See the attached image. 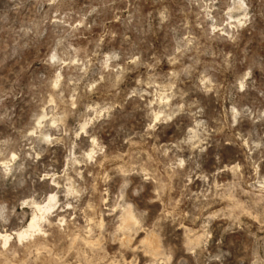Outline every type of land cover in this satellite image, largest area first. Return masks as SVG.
I'll list each match as a JSON object with an SVG mask.
<instances>
[{"label":"rangeland","instance_id":"374dc122","mask_svg":"<svg viewBox=\"0 0 264 264\" xmlns=\"http://www.w3.org/2000/svg\"><path fill=\"white\" fill-rule=\"evenodd\" d=\"M0 264H264V0H0Z\"/></svg>","mask_w":264,"mask_h":264},{"label":"bare ground","instance_id":"6f19581e","mask_svg":"<svg viewBox=\"0 0 264 264\" xmlns=\"http://www.w3.org/2000/svg\"><path fill=\"white\" fill-rule=\"evenodd\" d=\"M53 200V195L52 196H50L49 197V199H48V201H52ZM49 203V202H48ZM53 203V202H52ZM42 207H37V210H38V213H40L41 211H43V209H41ZM50 208V207H49ZM45 209H47V207H45ZM45 209H44V211H45ZM47 211V210H46ZM48 212H49V210H48ZM41 215V214H40ZM37 216H34L32 219H31V221L29 222V224H28V230L29 231H37L39 228H38V220L39 219H37L36 218ZM127 220V219H126ZM41 223V222H40ZM27 232L28 231H26V232H22V233H17L16 235H18V237L20 238H23L22 236H25L26 234H27ZM29 233V232H28ZM15 235V234H14ZM10 236V235H9ZM3 239H5V240H7V236L6 237H4ZM8 240H9V237H8ZM6 242L7 241H5L4 243H5V245H6ZM150 248V247H149Z\"/></svg>","mask_w":264,"mask_h":264}]
</instances>
